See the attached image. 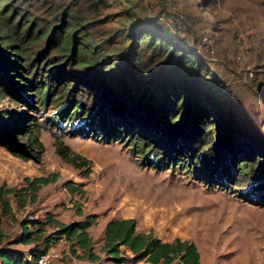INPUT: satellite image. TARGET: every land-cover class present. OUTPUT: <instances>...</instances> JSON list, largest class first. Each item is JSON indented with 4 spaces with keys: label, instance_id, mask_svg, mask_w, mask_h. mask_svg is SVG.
<instances>
[{
    "label": "trees",
    "instance_id": "1",
    "mask_svg": "<svg viewBox=\"0 0 264 264\" xmlns=\"http://www.w3.org/2000/svg\"><path fill=\"white\" fill-rule=\"evenodd\" d=\"M106 1L0 0V96L23 99L16 95L28 89L44 99L51 91L64 92L60 111L84 116L90 125L87 133L98 132L104 138L141 134L159 145L155 155L162 161L180 165L184 160V169L189 167L202 179L207 174L216 183L219 177L232 176L229 166L250 172L256 164L255 178L264 176V127L254 130L246 153L239 157L233 136L237 122L222 115L236 104L233 90L225 85L231 77L219 68L209 70L194 24L168 23L157 12L146 16L130 5L123 8L117 25L110 24L98 17ZM144 147L150 149L148 144ZM55 150L74 166L85 162L68 154L66 146L57 144ZM54 180L53 174L24 177L22 186L0 190V215L10 213L5 194L14 196L19 208L27 195L34 201L39 184ZM93 222L94 215L67 223L49 214L44 220L24 217L12 242L31 243L29 258L7 246L9 241L3 243L0 230V264H34L59 237L71 256L94 260L86 231ZM46 225L51 229L46 231ZM102 236L99 251L113 263H198L191 241L160 240L149 231H136L133 217L106 221Z\"/></svg>",
    "mask_w": 264,
    "mask_h": 264
},
{
    "label": "rangeland",
    "instance_id": "2",
    "mask_svg": "<svg viewBox=\"0 0 264 264\" xmlns=\"http://www.w3.org/2000/svg\"><path fill=\"white\" fill-rule=\"evenodd\" d=\"M200 1L107 0L98 17L117 25L130 5L146 16L157 12L168 23H193L209 70L219 68L231 77L225 85L236 104L222 115L237 122L233 136L241 157L254 130L264 127V0ZM19 94L24 100L0 96V190L22 186L24 177L53 174L55 180L39 184L34 201L27 195L19 208L15 197L5 194L10 213L0 215L4 241L16 236L19 220L28 215L54 219L55 211L66 216L79 207L97 220L133 217L138 230L160 240L191 241L197 264H264V176L255 178L256 164L250 172L229 166L232 176L219 177L218 183L204 173L202 179L183 168L184 160L180 165L162 161L155 155L159 145L141 134L104 138L85 132L90 125L84 116L60 111L64 92L51 91L44 99L33 90ZM57 144L85 162H67L57 154ZM146 144L150 149L145 151ZM65 246L52 264H84L69 256Z\"/></svg>",
    "mask_w": 264,
    "mask_h": 264
},
{
    "label": "crops",
    "instance_id": "3",
    "mask_svg": "<svg viewBox=\"0 0 264 264\" xmlns=\"http://www.w3.org/2000/svg\"><path fill=\"white\" fill-rule=\"evenodd\" d=\"M84 211H79L77 212L76 211V207H75V211L74 213L72 212V214H68V215H64L63 213H61V211H55L53 212V217L55 220L61 222V223H67L69 221H72V220H81L83 219L84 217L86 216H89V215H92V214H84L83 213ZM50 216V215H49ZM1 217H6V216H1ZM128 216H105L99 220L96 219V216H94V222L91 223V225H89L87 228H86V231H87V234L89 235V237L91 238V245H92V250H93V254L95 255V258L94 260H87V259H78V258H75L73 256H71L69 254V256H71L72 258H74L75 260H78V261H83L84 264H117V263H113L111 262L110 260L107 259V255H105V253L103 251H99V248L101 246V243H102V235H103V226L105 224L106 221L110 220V219H116V218H126ZM45 218V217H44ZM44 220V219H43ZM48 226V225H46ZM51 229V226H49V230ZM136 231H140L138 230L136 227H135ZM0 230L3 234V238H2V241L3 243L5 242H8L7 240L4 241V231L1 229L0 227ZM140 232H144L146 233V231H140ZM20 233V226H19V223H18V233L16 234L15 237L18 236V234ZM13 237L12 240L15 238ZM12 240L10 239L9 240V244H7V246H9L10 248H13L15 250H19L23 256L25 258H29V248L31 246V243L30 244H21L19 242L17 243H13ZM169 241V240H168ZM23 245L25 246V249H20L14 245ZM120 264V263H118Z\"/></svg>",
    "mask_w": 264,
    "mask_h": 264
},
{
    "label": "built area",
    "instance_id": "4",
    "mask_svg": "<svg viewBox=\"0 0 264 264\" xmlns=\"http://www.w3.org/2000/svg\"><path fill=\"white\" fill-rule=\"evenodd\" d=\"M201 42L203 43L204 40ZM30 218L32 216L28 215V219ZM63 246H65V239L63 237H59L56 241L50 242L45 250L37 256L34 264H52L60 256ZM120 264H145V262L143 260H135L129 262L123 261Z\"/></svg>",
    "mask_w": 264,
    "mask_h": 264
}]
</instances>
